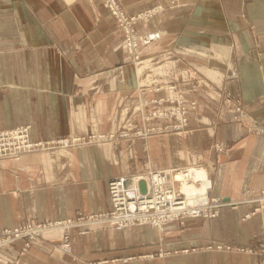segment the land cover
<instances>
[{"label":"crops","instance_id":"1","mask_svg":"<svg viewBox=\"0 0 264 264\" xmlns=\"http://www.w3.org/2000/svg\"><path fill=\"white\" fill-rule=\"evenodd\" d=\"M119 1L129 12L160 5L135 25L138 33L159 34L139 46L137 60L101 0H0V130L22 122L33 139L113 135L2 158L0 228L106 209L107 179L138 173L146 163L203 165L211 192L233 201L217 216L174 220L161 233L148 225L74 232V258L49 249L60 233L48 231L29 247L25 263L264 264L261 255L237 249L255 248L264 238V214L241 219L251 203L239 201L264 186V0ZM176 83L196 101L188 126L133 135L167 122L141 116L168 107L152 101L172 95L165 86ZM222 86L242 106L237 116ZM120 133L127 136L115 138ZM159 247L171 251L157 256ZM16 250L0 254L12 258ZM151 253L136 262L112 260Z\"/></svg>","mask_w":264,"mask_h":264},{"label":"built area","instance_id":"2","mask_svg":"<svg viewBox=\"0 0 264 264\" xmlns=\"http://www.w3.org/2000/svg\"><path fill=\"white\" fill-rule=\"evenodd\" d=\"M109 12L112 14L113 18L117 22L118 28L121 30V35L123 38V44L126 52L131 57L132 60H137L139 58L138 48L141 44L148 43L149 41L158 37L152 36L151 33L143 35V38L138 40L139 35L134 29L133 21L137 18L145 17L147 11L138 12L135 15H130L126 10L122 8L121 3L118 0H102ZM159 8V7H158ZM157 33V32H155ZM167 90L173 91L172 95L161 96L156 101L159 104L167 103L169 108L167 109H157L151 112H148L144 115V119L150 120L153 118L167 120L166 123L160 126H147L145 129H138V135H146L148 132L152 131H173L180 130L188 126V107L184 100V91L180 86H175L174 84H168L165 86ZM155 101V100H154ZM170 103H174L173 106ZM191 106L195 107V102H191ZM164 110V111H163ZM239 110V107L236 108ZM175 117V119H174ZM30 125L27 123H17L9 128L0 130V161L5 157L17 158L22 153L30 151H38L41 149H47L53 151L58 148H65L68 146H73L77 144H83L84 142L91 141H104L107 138L113 137V135H95L91 133L86 136H46L38 139H33L29 134ZM127 133H121L117 137H125ZM217 144V143H216ZM215 144V145H216ZM219 145H217L218 147ZM200 165H192L184 168H171L167 170L153 171L150 175L159 174L164 172L161 176V181L147 179V189L145 191L140 190H130L126 188L127 178L125 175L119 177H111L108 179V193L111 201V208L106 211L101 212H91L85 215H80L76 217L78 219L73 221L79 222V219L83 218L85 222L96 223V222H111V223H122L125 225L127 223H158V226H161L162 223L176 219L178 217L173 216L174 213L186 211L189 217H205L211 218L215 217L220 208L226 205H230L233 201L223 200L219 196L212 195L210 193L211 189V180L209 179L208 174L203 178H193L188 173L190 169L197 168L201 169ZM169 171L175 172L172 175L171 182L166 179V174ZM189 174L187 180H183L179 175ZM129 179V178H128ZM174 180L180 181V186L175 190L174 185H172ZM118 181V184L115 183ZM166 182L165 184H163ZM168 182V183H167ZM187 182L193 184L194 189H196L195 195L191 197L189 204H185V207L176 209L177 206L184 205L186 201L185 194L181 192V183ZM135 188L136 185L133 184ZM128 190V191H127ZM137 193H140L137 197ZM249 197L244 201L252 203V210L244 213L243 217L248 218L251 214L256 213L259 210L264 211V186L259 189L256 193L251 190H247ZM130 194H132L130 196ZM182 194L183 196H179ZM119 197L117 200L116 198ZM241 201V200H239ZM133 205H132V204ZM132 205V207H131ZM155 207V208H154ZM154 209L152 213L151 210ZM120 210H126L128 213L121 215ZM168 214L167 218L164 215ZM242 218V219H244ZM72 224L70 218H58L55 220H26L22 223L15 225L13 227H7L4 229L0 228V248L4 247L7 243L18 242V256L14 259L6 258L5 263L17 264L15 260L19 261V256L24 254L28 247L35 241L37 236H41L44 230H50L51 225L56 227L57 225H68ZM74 223V222H73ZM49 225V226H48ZM48 226V227H47ZM62 232V231H61ZM26 234H29L26 237ZM64 236V232H62ZM59 248L66 251H70V243L61 241L59 243ZM216 249H221L220 244L215 245ZM226 249H232L231 246H226ZM237 249L240 251H245L249 253H256L262 256L264 263V239L259 243L255 248L237 246ZM4 264V263H3Z\"/></svg>","mask_w":264,"mask_h":264},{"label":"rangeland","instance_id":"3","mask_svg":"<svg viewBox=\"0 0 264 264\" xmlns=\"http://www.w3.org/2000/svg\"><path fill=\"white\" fill-rule=\"evenodd\" d=\"M102 1V0H101ZM119 1V0H118ZM120 3H121V1H119ZM102 3L104 4V6L106 7V5H105V3L102 1ZM121 5H122V3H121ZM158 7H160V5L158 4V3H152V5L150 4H147V5H145V6H143V7H141V9H137L136 11H133V12H129V11H127L123 6H122V8L124 9V10H126L128 13H130V15H135L136 13H138V12H144V11H147L148 13H147V15L145 16V17H141V18H137L136 20H134L133 21V23H134V29H135V31L137 32V29H136V27H135V25H136V23L139 21V20H146V22L148 21V19H150V16H153L155 13H157L158 11H159V9H158ZM106 9H107V7H106ZM107 11L109 12V10L107 9ZM109 14L112 16V14L109 12ZM112 18H113V16H112ZM114 19V18H113ZM114 21H115V19H114ZM115 24H116V28L118 29V31H120V33H121V30L118 28V24H117V22L115 21ZM138 33V32H137ZM146 33H144V34H141V33H138L137 35H139L140 37H138V40L140 39V38H143V35H145ZM123 39V38H122ZM124 45V44H123ZM125 49V48H124ZM126 51V50H125ZM127 53V52H126ZM128 54V53H127ZM168 85V84H167ZM166 85V86H167ZM175 86H179V85H177V83L175 84ZM184 91V90H183ZM159 97H156V98H154V100L155 101H152V103H154V104H156V105H159V103L156 101L157 99H158ZM222 99L224 100H226V102H233V100L235 101V102H233V104L234 103H236L235 104V106L234 105H232V106H234L235 108H233V111H234V114H235V116H237L236 114L238 113V111L239 110H236V108L237 107H242L241 105H239L238 103H237V100L233 97V95H232V93L230 92V91H228L227 90V88H225V86L223 87L222 86ZM184 100H185V102H186V104H187V107H188V109H190V110H192V109H194L195 107H192L191 106V102L192 101H194L195 102V105H196V101H195V99L194 98H191V97H186V95H185V92H184ZM151 101V100H150ZM143 104H142V106L145 104V102L143 101L142 102ZM166 104V103H165ZM170 105L171 106H173L174 105V103H170ZM167 108H169V107H164L163 109H167ZM240 109V108H239ZM155 110H157V107L155 108ZM164 111V110H163ZM237 112V113H236ZM158 120L157 118H154V120ZM174 119H175V117H174ZM161 120H165V118L164 119H161ZM141 121L142 122H144V121H148V120H146V119H144V114L141 116ZM188 122H189V120H188ZM22 123V122H21ZM263 126H264V117H263ZM186 128V127H185ZM184 129V128H183ZM180 130H182V129H180ZM180 130H173V131H180ZM138 131V129H136V130H134L133 131V135H138L137 133H135V132H137ZM157 133V132H159V131H152V132H148L147 134H149V133ZM95 135H97V134H99V135H103V134H100V133H94ZM121 134V133H120ZM131 134V135H132ZM89 135V134H88ZM51 136H75V135H51ZM51 136H49V137H51ZM86 136V135H85ZM42 138V137H41ZM101 141H97V143H100ZM94 143H96V142H94ZM217 143V144H216ZM216 144V145H215ZM83 145V144H82ZM81 144H77V145H73V146H68V147H65V148H79V147H81L82 146ZM217 145H219L218 147H217ZM222 142L221 141H219V140H215L214 141V143H213V147H214V149L216 150V151H221L222 152ZM58 149H64V148H58ZM41 150H47V149H41ZM55 150H57V149H55ZM188 165H186V166H176L177 168H179V169H181V168H184V167H187ZM190 166H192V165H190ZM194 166V165H193ZM200 166H203V165H200ZM204 167V166H203ZM171 168H174V167H168V168H161V169H154V168H151V167H149V165H147V163L141 168V170L138 172V173H132V174H129V175H127L128 176V178H127V182H126V188H130V190L132 191V189L133 190H140L141 192L142 191H145V190H148L147 189V182H148V180H147V178H149L148 177V175L151 173V172H153V171H162V170H167V169H171ZM208 172V171H207ZM176 173V171L175 172H172V171H169L168 172V174H166V179H168V181H170L171 182V179H172V175L173 174H175ZM119 176H121V175H117V176H113V177H119ZM126 176V177H127ZM208 177H209V179L211 180V189H212V185H213V181H212V178H211V176L208 174ZM109 178H111V177H109ZM108 178V179H109ZM108 179H107V181H108ZM106 181V185L108 186V182ZM166 182H164L163 184H165ZM168 183V182H167ZM133 184H135L136 185V187L137 188H135L134 186H133ZM172 185H174V188H175V190L176 189H178L179 188V186H180V181L179 180H174L173 179V183H172ZM165 186H166V184H165ZM211 189H210V193L212 194V195H215V194H213L212 192H211ZM128 191V190H127ZM146 192V191H145ZM107 193H108V188H107ZM143 193V192H142ZM179 196H183L182 194H179ZM215 196H217V195H215ZM249 197V194L246 192V195H245V198H243V199H239V200H241L242 202H245L246 203V201H244L246 198H248ZM108 198H109V202H110V206L108 207V208H106V209H103V210H100V211H95V212H101V211H106V210H108V209H110L111 208V201H110V197H109V193H108ZM155 208V207H154ZM252 210V203H251V207H250V209L247 211V212H249V211H251ZM121 211V215H125V214H127L128 212L126 211V210H120ZM151 212L153 213L154 212V209H152L151 210ZM246 213V212H245ZM256 213H259V214H264V211H262V210H259V211H257ZM256 213H254V214H256ZM85 214H88V213H83V212H81V211H75V213H73V215H71V216H66V217H64V218H70V221L72 222V224L70 223V225H68L67 227H64L65 225H57L56 227H53V225H51V229L50 230H44L43 232H42V235L40 236H37L36 238H35V241L34 242H36L37 240H40V239H42L43 238V236H44V233H46V232H48V231H58V233H60V239L59 240H56V241H53V242H51V243H49V249L50 250H58V251H61V252H63V253H65V254H67V255H69V256H71L72 258H74V254H73V252H72V243H71V236H72V233H74V232H77V233H79V234H88V233H90L91 231H93V229L94 230H96V229H98L97 227H99V226H101V227H104V228H109V229H114V230H121V229H124V228H127V227H130V226H134V225H148V226H150V227H153V228H156L160 233L164 230V227H165V225L167 224V223H169V222H171V221H174V220H179V221H183V219H185V218H187V217H189L188 216V214H186V211H183L182 210V212L181 211H179L178 213H174L173 214V216H175V217H178V218H174V219H172V220H168V221H166V222H164V223H162L161 224V226H158L159 224L158 223H154V224H152V223H139V222H134V223H127L126 225H125V223L124 224H122V223H116V224H114V223H111V222H104V221H102V222H96V223H88V222H85L84 221V219H86V218H83L82 220H80L79 219V222H75V221H73L72 219H74V220H77L78 221V219L76 218V217H78V216H80V215H85ZM218 214H219V212H218ZM217 214V215H218ZM254 214H251L248 218H250L252 215H254ZM165 216H166V218H167V216H168V214L167 213H165L164 214ZM216 215V216H217ZM244 215V214H243ZM196 217H199V216H196ZM63 218V217H62ZM212 218V217H211ZM242 218H244L243 216L241 217V219ZM248 218H244V220L245 219H248ZM30 220H37V219H30ZM38 220H47V219H38ZM74 222V223H73ZM49 226V225H48ZM47 226V227H48ZM13 227V226H12ZM5 228H7V227H5ZM11 228V227H10ZM1 229H4V227H2ZM64 232V236H63V234H62V232ZM29 236V234H26V237H28ZM164 236L163 235H160L159 236V242H163V238ZM264 239V238H263ZM262 239V240H263ZM66 241V242H68V243H70V245H71V249H70V251H66V250H64V249H60L59 248V243L61 242V241ZM261 240V241H262ZM260 241V242H261ZM33 242V243H34ZM33 243H31V245L33 244ZM12 245H14V246H17V249H18V245H19V243L18 242H14V243H7V245L6 246H4V247H2L1 246V248H0V251L2 250V249H5V248H7L8 246H12ZM30 245V246H31ZM29 246V247H30ZM242 246V245H241ZM29 247H28V249H29ZM209 247V246H208ZM240 247V246H239ZM28 249H27V251H28ZM26 251V252H27ZM171 250H169V249H166L165 247L164 248H161V247H159L158 248V251H157V256H161V257H164V256H166L169 252H170ZM26 252L24 253V254H22V255H20L18 258H19V261L18 260H15L16 261V263L17 264H26L25 263V261H24V259H23V257H24V255L26 254ZM153 254L154 253H151V254H147V255H128V256H121V257H118V258H116V259H112L113 261L114 260H116V261H120V262H123V263H125V262H136L137 260H138V258L139 257H141V256H147V257H152L153 256ZM18 256V250H16V253H15V255L12 257V258H10V257H8V256H5V255H1L0 254V264H11V263H5V260H6V258H8V259H15L16 257ZM99 262H103V261H99ZM88 264H93V262H88Z\"/></svg>","mask_w":264,"mask_h":264},{"label":"bare ground","instance_id":"4","mask_svg":"<svg viewBox=\"0 0 264 264\" xmlns=\"http://www.w3.org/2000/svg\"><path fill=\"white\" fill-rule=\"evenodd\" d=\"M152 36H156V35H159L158 33H151ZM189 166V165H188ZM189 174H186V176H191L193 178H203L205 176H207V170L205 167H201V169H197V168H193V169H190L188 171ZM164 174V172L162 173H159V174H154V175H150V178H147V179H152V180H157L158 182H160L162 179H161V176ZM185 175L181 174L179 175V178L181 177L183 180H187V177ZM208 177V176H207ZM115 183L118 184V181H115ZM181 192L185 194V197H186V201L187 202H184V205H181V206H177L176 209H179V208H183L185 207V204H189L190 200H191V197L195 195V192H196V189H194L193 187V184H189L187 182H183L181 183ZM212 190V189H211ZM140 193H137V197ZM132 194H130L131 196ZM117 200L119 199V197L116 198ZM132 204V203H131ZM133 205V204H132ZM131 205V207H132Z\"/></svg>","mask_w":264,"mask_h":264}]
</instances>
